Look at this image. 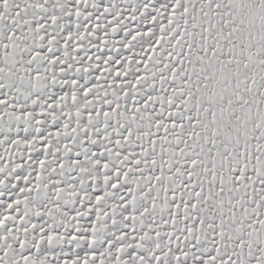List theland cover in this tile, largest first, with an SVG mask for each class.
<instances>
[{"label":"snow or ice","instance_id":"snow-or-ice-1","mask_svg":"<svg viewBox=\"0 0 264 264\" xmlns=\"http://www.w3.org/2000/svg\"><path fill=\"white\" fill-rule=\"evenodd\" d=\"M0 264H264V0H0Z\"/></svg>","mask_w":264,"mask_h":264}]
</instances>
